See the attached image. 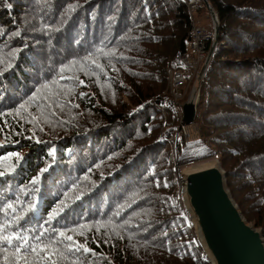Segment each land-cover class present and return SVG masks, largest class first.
<instances>
[{
	"label": "trees",
	"instance_id": "trees-1",
	"mask_svg": "<svg viewBox=\"0 0 264 264\" xmlns=\"http://www.w3.org/2000/svg\"><path fill=\"white\" fill-rule=\"evenodd\" d=\"M207 2L218 31L192 123L264 239V0ZM188 28L183 0H0V224L91 249L64 241L57 264H209L168 161L185 140L165 68Z\"/></svg>",
	"mask_w": 264,
	"mask_h": 264
},
{
	"label": "water",
	"instance_id": "water-1",
	"mask_svg": "<svg viewBox=\"0 0 264 264\" xmlns=\"http://www.w3.org/2000/svg\"><path fill=\"white\" fill-rule=\"evenodd\" d=\"M217 31L216 26L215 41ZM180 110V123L191 124L195 112L193 103L183 102ZM180 194L209 264H264L261 230L241 215L217 161L182 169Z\"/></svg>",
	"mask_w": 264,
	"mask_h": 264
},
{
	"label": "built area",
	"instance_id": "built-area-1",
	"mask_svg": "<svg viewBox=\"0 0 264 264\" xmlns=\"http://www.w3.org/2000/svg\"><path fill=\"white\" fill-rule=\"evenodd\" d=\"M189 14L188 41L185 51L176 50L173 55V64L165 68V90L171 97L177 115L181 104L178 99L186 96V101L192 102L194 111L199 98V85L212 49L215 45V32L218 20L207 0H183ZM199 7H204L209 26H204L194 18L193 14ZM189 88V90H187ZM193 97L194 100H190ZM179 130L184 140L189 136L188 128L179 123ZM205 258V257H204Z\"/></svg>",
	"mask_w": 264,
	"mask_h": 264
},
{
	"label": "snow or ice",
	"instance_id": "snow-or-ice-1",
	"mask_svg": "<svg viewBox=\"0 0 264 264\" xmlns=\"http://www.w3.org/2000/svg\"><path fill=\"white\" fill-rule=\"evenodd\" d=\"M93 63H95V61H93ZM8 67H11L10 63L8 64ZM97 67L102 66L97 65ZM61 71H63V68L61 69ZM52 83L56 82L53 81ZM81 83H83V81H81ZM42 88H48V84L42 85ZM40 91L41 89H37V93H39ZM81 95L84 94L81 93ZM35 98H37L36 94H34L33 97L30 98V100ZM24 107L25 104L20 105V108ZM17 112H19V109L17 110ZM33 119H38V117H34ZM12 155L16 156L17 160L21 158L18 153H14ZM5 159H7V157H5ZM46 170L47 169H42L41 171L43 172ZM5 174L6 173L4 171H0V176H4ZM37 179L38 177L34 178L33 182H35ZM62 204L63 201L61 202V205ZM7 207L15 211L12 204H8ZM59 211H63V208L60 205L57 206V209L53 210L49 219L54 218ZM19 219V217L15 218V220ZM15 220L13 221V223L15 222ZM9 227L10 223L7 221L4 224H0V253H3L4 264H57V261L53 259V256L58 255L60 257L66 258L64 252L61 251L59 247H57V245L63 244L64 241L68 242L64 244V247L68 252H80L82 250L84 252L91 251V249L86 247V241L85 243H80L74 240L73 236L67 235L66 231H59L57 233L58 237L62 239L49 240L45 243L42 242V233L40 236H36L33 238L36 243H31L26 236L21 235L15 230L8 231ZM81 227L84 226L82 225ZM70 231L75 232L76 230L71 229ZM80 235H83V232H81ZM9 248L12 249L11 252H9ZM29 257H31V260L29 259Z\"/></svg>",
	"mask_w": 264,
	"mask_h": 264
},
{
	"label": "rangeland",
	"instance_id": "rangeland-1",
	"mask_svg": "<svg viewBox=\"0 0 264 264\" xmlns=\"http://www.w3.org/2000/svg\"><path fill=\"white\" fill-rule=\"evenodd\" d=\"M205 12H206V10H205L204 7H199L198 10L193 14V17L194 18L198 17V21L201 24H203L204 26H209L208 18L204 17L205 16ZM187 90H189V88ZM190 100H194V98L191 97ZM185 101H186V96L178 99V103H180V104H182ZM174 110H175V108H174ZM180 111L181 110L179 108L178 112H180ZM175 113L177 115V111L176 110H175ZM180 114H181V112H180ZM185 126H187V128H188L189 136H187V139L185 140V145H184V147L181 150H177V151L175 150V147H174V136H170L169 137V140L171 141V144H170V152L171 153H168L169 154L168 161L170 162L172 170L174 171L175 184L177 185V189H178L179 193H180V171L182 169H184L186 167H190V166L206 164L208 162H213V161H217L218 162V159L216 157L215 152L212 151L210 148H207L198 139L195 125L193 123H191V124L185 125ZM225 184H226V182H225ZM227 189H228V187H227ZM181 204H182V199H181ZM184 210H185V208H184ZM187 220H189V222H190L188 214H187ZM247 222L252 224L249 221H247ZM191 226H192V224H191ZM192 228H193V226H192ZM256 228H259V227H256ZM193 232H194V230H193ZM202 258L206 259V255H205L203 250H202Z\"/></svg>",
	"mask_w": 264,
	"mask_h": 264
}]
</instances>
